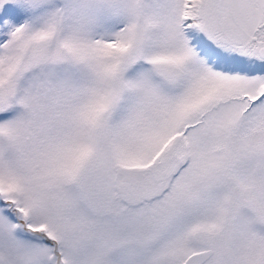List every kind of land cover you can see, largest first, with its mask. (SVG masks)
I'll list each match as a JSON object with an SVG mask.
<instances>
[{"label": "snow or ice", "instance_id": "6c2138e0", "mask_svg": "<svg viewBox=\"0 0 264 264\" xmlns=\"http://www.w3.org/2000/svg\"><path fill=\"white\" fill-rule=\"evenodd\" d=\"M0 264H264V0H0Z\"/></svg>", "mask_w": 264, "mask_h": 264}]
</instances>
